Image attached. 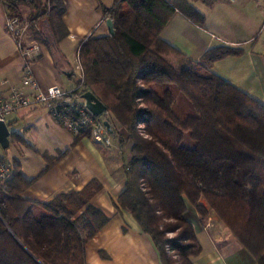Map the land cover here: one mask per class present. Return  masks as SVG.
<instances>
[{"label": "trees", "instance_id": "obj_1", "mask_svg": "<svg viewBox=\"0 0 264 264\" xmlns=\"http://www.w3.org/2000/svg\"><path fill=\"white\" fill-rule=\"evenodd\" d=\"M2 2L7 17L20 21L23 3L31 7L29 19L49 13L40 0ZM175 11L196 23L204 19L190 0H113L103 9L113 33L90 35L78 49L81 90L105 105L109 133L119 126L130 143L118 204L152 240L161 264H175L164 241L178 264H193L200 252L183 215L184 200L201 218L213 211L257 264H264V104L211 71L231 48H211L194 62L161 38ZM178 93L194 115L181 118L174 111ZM185 133L193 146L182 145ZM9 141L26 144L15 133ZM6 162L11 175L0 186V264H85L84 244L106 222L88 203L100 184L92 180L78 192L38 202L22 196L34 178ZM165 232L174 236L166 240Z\"/></svg>", "mask_w": 264, "mask_h": 264}, {"label": "crops", "instance_id": "obj_2", "mask_svg": "<svg viewBox=\"0 0 264 264\" xmlns=\"http://www.w3.org/2000/svg\"><path fill=\"white\" fill-rule=\"evenodd\" d=\"M112 1L47 0L51 4L47 21L29 19L31 7L19 5L23 20L30 23L26 40L38 45L28 61L41 89L51 85L70 89L78 83L68 50L74 47L77 53L86 37L100 36L95 35L97 30H105L101 35L107 33L103 9ZM190 2L204 16L202 22L175 11L161 38L194 62L211 48H231L233 52L215 61L211 71L264 104V0ZM6 19L0 0V93L20 85L25 61L5 28ZM5 122L10 135L18 134L26 142L9 141L10 157L3 153L10 164L19 165L26 179L34 178L23 197L47 203L60 193L80 191L92 180L100 184L88 203L106 217V222L84 244L85 264H161L152 240L117 201L125 185L123 168L130 158L125 132L120 131V139L117 133L112 134L117 142L103 147L87 135L76 138L52 120L44 105L21 108ZM49 160L52 163L45 168ZM200 203L208 208L203 199ZM184 204V218L192 225L200 247L193 264H257L213 211L208 209L201 218L192 204L187 200Z\"/></svg>", "mask_w": 264, "mask_h": 264}, {"label": "built area", "instance_id": "obj_3", "mask_svg": "<svg viewBox=\"0 0 264 264\" xmlns=\"http://www.w3.org/2000/svg\"><path fill=\"white\" fill-rule=\"evenodd\" d=\"M29 24V22L20 21L17 18L7 17L6 19L5 28L25 57V61L22 66L20 85L10 86L5 92L0 93V120L5 121L10 114L21 108L44 105L48 109L52 120L72 134L87 135L95 143L103 147H110L112 145L110 133L103 123L106 118L91 113L81 97L84 92L81 90L83 72L78 50L74 67L78 72V83L70 89H63L58 85L41 89L28 61L31 55L38 51V45L35 42L26 40ZM2 156L0 147V186L11 175V167Z\"/></svg>", "mask_w": 264, "mask_h": 264}, {"label": "rangeland", "instance_id": "obj_4", "mask_svg": "<svg viewBox=\"0 0 264 264\" xmlns=\"http://www.w3.org/2000/svg\"><path fill=\"white\" fill-rule=\"evenodd\" d=\"M46 1L47 0H42L43 4L46 6V8L49 9L51 7V4L48 5V3ZM56 12H58V10H56ZM104 32H105L104 29H100V30H97L95 32V35H101ZM75 50L76 49L74 47L73 48H70L68 50V53L71 54V58L70 59H72L74 62H75L74 59H75V53H76ZM75 77H76V79H78V77H79L78 76V73L75 74ZM172 107H173L174 111L181 118H184V117L189 116V115H194V111H193L190 103L181 94H179V93L176 95V98H175V100H174V102L172 104ZM101 116L102 117H105L103 114H101ZM121 130H122L123 133L125 132V130L123 128H120L118 126L117 134L116 135H117V137L119 139L121 137V133H120ZM124 134H126V133H124ZM110 138H111L112 144L117 142V139L114 138L112 134H110ZM182 145L185 146V147H191V146L194 145L193 141L190 140L188 133H185L184 134V138H183V141H182ZM125 146H127V153H128L129 152V148H130L129 141H125ZM1 151H2V154L5 153V151H6L7 153H5V154H6L7 158H9L10 157V154H11V146H10V148H7L6 150L1 148ZM173 236H174V233L173 232H165V234H164V238L166 240L167 239H171ZM163 249L166 252V254H168L171 257L172 260H175V264H178V256L175 254L174 251H172L170 249V246L167 243V241H164V243H163Z\"/></svg>", "mask_w": 264, "mask_h": 264}, {"label": "water", "instance_id": "obj_5", "mask_svg": "<svg viewBox=\"0 0 264 264\" xmlns=\"http://www.w3.org/2000/svg\"><path fill=\"white\" fill-rule=\"evenodd\" d=\"M105 25L109 34L113 33V24L110 19L105 21ZM84 99L86 108L95 115H101L106 111L105 105L102 101L90 90H86L81 94ZM106 129L110 132L111 127L107 120L103 121ZM9 129L4 120H0V147L6 149L9 145Z\"/></svg>", "mask_w": 264, "mask_h": 264}]
</instances>
